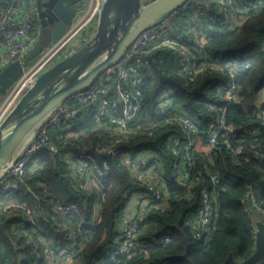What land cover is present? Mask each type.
<instances>
[{
    "label": "built area",
    "instance_id": "2783aa9c",
    "mask_svg": "<svg viewBox=\"0 0 264 264\" xmlns=\"http://www.w3.org/2000/svg\"><path fill=\"white\" fill-rule=\"evenodd\" d=\"M255 6L250 0H216L215 2L187 0L164 15L157 23L143 29L116 62L108 66L86 88L58 105L41 122L18 154L1 172L0 186L21 181L28 190L40 198L24 178L28 163L40 151L48 150L51 155L58 156L64 161L76 187L89 190L94 180L100 179L110 171V163L106 157L96 159L88 149L94 148L98 153L118 156L138 185L128 194L117 220L118 235L106 250L107 254L113 257L122 255L136 247L145 246L142 241L137 240L140 227L145 222L151 207H159L165 203L168 195L165 180L170 177L162 167L157 148L148 146L131 151L124 145L130 139L136 138L139 132L152 136L157 126H169L176 130L168 134L167 141L174 145L172 168H174V180L179 185L191 188L189 169L194 164L193 151H196L201 144L204 145V158L208 163L204 170L205 175L196 176V180L203 184V206L197 214L195 228H199L202 231L201 235L208 240L219 216L220 187L216 184L218 174L212 168L214 150L223 141L232 151L233 159L236 160L237 154L241 153V146L234 147L239 141L238 138L232 140L228 137V134H234L236 127L229 122L227 114L241 90L240 71L248 66V62L241 66L234 58H213L204 47L205 39L201 38L200 29L199 32H194L196 34L192 38L189 26L180 28L183 33L174 27V23L181 11L192 7V17L197 19V22L203 24L204 21H208L211 29L229 27L230 19L235 14L238 13L243 18L247 11ZM99 9L100 0H88L64 35L56 42L47 43L33 62L24 66L23 73L0 98V124L44 70L74 51L88 38ZM41 34L42 25L38 18L37 0H0V70L15 57L22 59L26 56L40 42ZM161 49L164 51L167 49L173 54L176 61L175 71L183 77L205 73L222 77L223 80L216 86L222 97V103L217 108L213 107L216 110L215 115L208 120L205 129L186 109H177V104L171 97L173 90L168 85L154 99L152 112L157 121H154L150 127L142 126V122L150 118V112L144 104V99L136 91L138 87H135V78L141 77L140 74H149L155 80L158 73L146 56L156 50H159L160 54ZM159 54L154 57L156 64L157 61H162V56ZM259 95L262 96V104L255 102L252 113L264 120V87ZM82 115L86 118L93 117L99 122L105 117L104 126L106 130L112 132V138L94 145L80 142L77 136L67 129ZM57 126L60 127L59 133L54 137L51 129ZM243 132L247 135H255L258 130L247 127ZM253 153L260 159L264 158V150L261 148L254 150ZM210 184L212 187L208 189ZM43 189L47 191L45 186ZM258 198L257 188L249 183L240 201L246 208H253L264 214V206ZM1 203L5 218L11 216L13 209H19L22 210L23 220L32 223L35 227L40 225L38 218H45L49 213L41 208L40 203L36 209H30L25 203L8 195L3 197ZM47 206H50L54 213L60 214L74 209L72 204L57 201H50ZM98 208L97 203L93 221L98 217ZM3 222L4 219L0 217V225ZM54 223L67 228L64 222L56 218ZM252 224L256 235L257 226L253 221ZM75 238L76 233L71 230L67 232L66 237L69 241L64 243L61 239L46 241L43 238H36L30 231L25 232V243L31 246L30 250L35 254V262L40 264H73L74 255L81 249ZM152 241L154 240H150Z\"/></svg>",
    "mask_w": 264,
    "mask_h": 264
},
{
    "label": "trees",
    "instance_id": "16d2710c",
    "mask_svg": "<svg viewBox=\"0 0 264 264\" xmlns=\"http://www.w3.org/2000/svg\"><path fill=\"white\" fill-rule=\"evenodd\" d=\"M143 1L147 3L151 0ZM250 1L256 6L247 11L238 26L217 27L200 34L205 39V49L213 58H234L241 66L248 62V66L240 71L241 90L227 114L229 122L236 127L234 134H228V137L232 140L238 138L234 147L241 146V153L237 154L236 160L233 159L232 151L223 141L214 150L212 168L218 174L216 184L220 187L219 216L210 238L206 240L201 235L202 231L195 228L197 214L203 206V184L196 180V176L205 175L208 163L204 158V145L201 144L193 151L194 164L189 169V182L192 186L188 189L174 180V145L167 141V136L176 130L169 126H157L154 135L147 136L139 132L136 138L124 145L131 151L148 146L157 148L162 167L170 174L165 180L168 192L165 203L151 207L140 227L137 240L142 241L144 247H136L115 257L106 252L118 235L117 220L128 194L138 186L118 156L106 157L110 171L94 180L91 189L86 190L75 186L62 159L51 155L48 150H42L28 163L24 178L40 198L21 181L0 186V217L4 219L0 225V264H40L35 262L31 246L25 243L26 231H30L36 238L46 241L61 239L63 243L69 241L66 239L67 232H75V239L81 249L74 255L73 264H191L189 260L193 264H222L229 255L236 260H243L253 254L256 235L248 209L240 199L251 183L257 188L258 199L264 206V158L260 159L253 153L256 149L264 150V120L252 113L258 94L264 87V0ZM190 14H193L192 7L181 11L174 27L182 28L180 18L187 19ZM41 36L43 43H48V35ZM190 36L194 38L192 33ZM192 48L196 49L194 46ZM159 55L162 61H157L158 67L176 80L164 79L161 82L158 74L155 80L149 74H140L141 77L135 78V87H138L136 91L150 112V118L145 119L142 126L150 127L157 121L152 112L154 99L168 85L173 90L171 97L177 109H186L205 129L208 120L215 115V108L222 103V97L216 89L222 77L213 73L183 77L176 73V61L170 51L161 49ZM104 122L105 117L100 122L93 117H80L69 129L77 133L80 142L94 145L112 138V132L106 130ZM247 127L256 128L258 132L247 135L243 132ZM59 128L51 129L52 136L59 133ZM211 187L210 184L208 189ZM6 195L25 203L30 209H36L40 203L41 208L49 213L45 218H38V227L24 221L22 210L19 209H13L11 216L5 218L1 201ZM50 201L72 204L74 209L65 214L54 213L47 206ZM97 203L98 217L93 221ZM55 218L64 222L67 228L56 225ZM152 239L154 241L150 242Z\"/></svg>",
    "mask_w": 264,
    "mask_h": 264
},
{
    "label": "water",
    "instance_id": "95a60500",
    "mask_svg": "<svg viewBox=\"0 0 264 264\" xmlns=\"http://www.w3.org/2000/svg\"><path fill=\"white\" fill-rule=\"evenodd\" d=\"M88 0H37L42 34L48 43L56 42L80 12V3ZM187 0H100L94 27L88 38L74 51L63 56L44 70L32 87L21 96L0 124V172L14 159L29 136L55 108L73 94L90 85L108 66L116 62L125 49L146 27L157 23L171 10ZM82 3V4H83ZM42 39V36H41ZM45 44L42 40L22 59L14 58L0 70V94L4 95L23 73L24 66L33 62ZM159 50L146 56L157 71L160 81L176 80L164 74L154 57ZM88 70L86 79L81 76ZM75 86L71 88V84ZM88 152L96 159L110 154ZM184 256L187 258V254ZM192 263L191 260H189ZM264 262V223L258 224L256 248L251 256L236 260L229 255L222 264H260Z\"/></svg>",
    "mask_w": 264,
    "mask_h": 264
},
{
    "label": "crops",
    "instance_id": "0c3cea01",
    "mask_svg": "<svg viewBox=\"0 0 264 264\" xmlns=\"http://www.w3.org/2000/svg\"><path fill=\"white\" fill-rule=\"evenodd\" d=\"M211 2H215L216 0H210ZM244 18V17H243ZM241 18V15L240 14H235L231 19V24H229V28H233L234 26H238L242 19ZM189 20V21H188ZM181 22H183V27H187L188 24L191 26L190 30H191V33L194 35L196 33L194 32H199V29L201 30V32L203 31H207V30H213L209 27V24H208V21H204L203 24L197 22V19L195 20L192 15L190 14L189 18H185L184 20H182ZM195 26V27H193ZM47 44V43H46ZM45 44V45H46ZM1 98V96H0ZM256 104H259L261 105L262 104V96L259 95L256 99ZM81 119H84V115L80 116ZM71 126V125H70ZM70 128V127H69ZM67 129L68 131H70L71 134H75L74 131H72V129ZM77 135V133L75 134ZM248 209V212H249V216L251 218V220L254 222V224H256L257 226V229H258V224L259 223H264V214L260 213L259 211L257 210H254L253 208H247ZM198 230V229H197ZM257 234V233H256Z\"/></svg>",
    "mask_w": 264,
    "mask_h": 264
},
{
    "label": "bare ground",
    "instance_id": "6f19581e",
    "mask_svg": "<svg viewBox=\"0 0 264 264\" xmlns=\"http://www.w3.org/2000/svg\"><path fill=\"white\" fill-rule=\"evenodd\" d=\"M89 75H90V74L88 73V70H86V72H84V73L82 74L81 78H82V79H86ZM36 80H37V79H36ZM34 83H35V82H34ZM32 86H33V85H32ZM32 86H31V87H32ZM74 86H75V82H73V84H71V88L74 87ZM2 171H3V170H2ZM2 171H1V172H2ZM1 172H0V174H1Z\"/></svg>",
    "mask_w": 264,
    "mask_h": 264
},
{
    "label": "rangeland",
    "instance_id": "374dc122",
    "mask_svg": "<svg viewBox=\"0 0 264 264\" xmlns=\"http://www.w3.org/2000/svg\"><path fill=\"white\" fill-rule=\"evenodd\" d=\"M82 3H83V2L80 3V6H81V7L84 6V4H85L86 2L83 3V4H82ZM183 19H185V18H180L179 21H182ZM188 21H189V20H188ZM180 25H182V24H180ZM188 26H189V28H191V26H190L189 24H188ZM193 27H195V26H193ZM0 96H1V98L3 97V95H1V94H0Z\"/></svg>",
    "mask_w": 264,
    "mask_h": 264
}]
</instances>
